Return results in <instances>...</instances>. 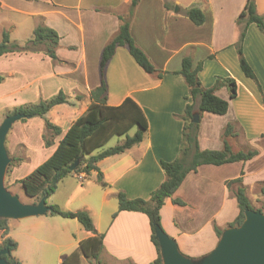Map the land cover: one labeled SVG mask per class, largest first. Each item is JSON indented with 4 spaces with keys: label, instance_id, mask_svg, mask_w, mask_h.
I'll return each mask as SVG.
<instances>
[{
    "label": "crops",
    "instance_id": "0c3cea01",
    "mask_svg": "<svg viewBox=\"0 0 264 264\" xmlns=\"http://www.w3.org/2000/svg\"><path fill=\"white\" fill-rule=\"evenodd\" d=\"M42 2L47 8L37 12L0 1V12L29 16L37 23L41 19L43 25L54 29L60 37L58 61H52L43 53L6 54L0 57V75L6 77L0 88H5L11 78L26 76L19 64L27 57L39 58L42 72H37L31 81L38 85L32 93L35 97H14L12 105L38 103L62 91L68 103L55 106L46 115L47 120L62 129V135L46 147L44 119L37 117L16 122L6 140L10 164L13 163L9 172L7 170V178L13 183L20 181L47 161L65 133L87 111L92 103V91L102 82L100 60L103 49L117 35L122 25L120 18L128 19L135 43L163 73V77L145 73L126 47H118L104 73L107 100L110 106H119L126 98L135 101L148 119V132L139 145L98 163L108 188L97 182L96 172L90 177L85 174L68 176L49 199H55L61 189L71 192L70 202L82 196L80 210L91 215L96 233L105 236L100 255L102 264L110 260L118 264H150L157 258L148 217L143 213L118 212L117 195L124 193L129 199L149 200L166 179L161 162H173L179 157L186 106L194 103V112H198L199 105V99L194 101L190 97L189 88L180 74L183 59L189 57L194 65H202L198 76L203 88H213L219 77L234 79L237 85L235 98H231L227 87L215 92L229 102L227 114L203 113L200 116V149L222 150L226 140L233 152H257L246 162L200 166L196 172L186 176L160 211L164 231L176 241L185 256L199 259L207 255L219 241L215 226L224 231L239 214L234 196L236 185L229 188L228 182L241 177L253 207L250 194L264 186V35L251 24L242 43L243 56L253 69L256 82L242 72L238 52L241 31L237 18L247 0H139L132 15V0ZM256 4L258 13L264 16V0H256ZM192 8L204 12L206 21L203 25L196 26L188 18L187 11ZM7 20L8 26L1 27V38L4 31L11 36L18 27L16 20L11 22L8 17ZM4 97L5 93L0 101ZM16 124H20L17 129L23 136L19 137L20 142H13L11 153L7 141ZM228 125L233 127V134L225 136ZM133 131L135 129L129 134ZM124 140L125 137H120L119 144ZM70 178L77 182L68 181ZM94 186H101L102 192ZM175 199L184 205L175 204ZM33 203H36V198H32ZM47 205L58 206L54 202ZM115 213L117 215L113 218ZM97 215L101 217L100 224L95 220ZM8 226L10 231L9 221ZM93 235L85 230L83 238L77 242V249L81 241ZM7 237L11 238L9 234ZM16 259L21 263L18 257Z\"/></svg>",
    "mask_w": 264,
    "mask_h": 264
},
{
    "label": "trees",
    "instance_id": "16d2710c",
    "mask_svg": "<svg viewBox=\"0 0 264 264\" xmlns=\"http://www.w3.org/2000/svg\"><path fill=\"white\" fill-rule=\"evenodd\" d=\"M138 2L139 0H132L130 15H132ZM165 6L169 8L167 3H165ZM187 16L196 26H201L206 21L204 12L198 8L188 10ZM120 19L122 25L117 35L103 49L100 60L102 82L98 88L92 91V103L89 108L65 133L54 154L26 178L19 181L25 188L27 195L31 198H36V203L43 197L48 200L56 192L60 182L68 176L85 174L86 177H90L93 172H96L97 182L103 188H108L109 184L105 182L103 174L98 167V163L107 157L124 153L134 146L139 145L148 132V119L140 106L131 98H126L119 106L108 105V88L104 79V73L118 47H126L134 61L145 73L157 75L159 78L163 77V73L158 71L146 53L135 43L131 34L129 20L125 18ZM237 24L240 26L241 31L240 41L238 43V52L241 56V70L247 78L257 82L256 75L245 60L242 51V43L249 25H256L264 35V16L258 13L256 0H247L243 11L237 18ZM59 41L60 37L58 33L54 29L43 24L39 25L33 31L32 37L23 44L12 41L10 33L4 31L0 41V57L10 53H43L52 59V61H58L57 49ZM201 69V64L196 66L191 58L186 57L183 59L180 71V74L183 76L189 88L190 97L194 101L199 99L198 112L200 116L203 113L215 115L227 114L229 102L218 97L215 92L222 87H227L231 91V98H235L237 90L235 80L219 77L213 88L205 89L202 87L198 76ZM5 79L6 77L4 75H0V83L4 82ZM67 103V97L61 91L48 100H42L38 103L19 107L15 109L13 113L9 114V116L20 113L27 118L39 117L44 119L45 134L43 138L46 147H50L53 144V139L62 135V129L47 120L46 115L55 106ZM194 111V103L186 106L183 116V139L179 157L173 162H161L166 179L161 186L151 194L150 199H129L124 193H118L117 195L119 205L118 212L127 211L143 213L149 219L152 231L151 241L157 251V258L150 264H163L160 254V245L155 237L154 228L155 226H160L162 228L160 211L166 203V200L172 198L183 184L186 176L191 172H196L198 168L203 165L221 166L235 162H246L257 155L256 151L233 152L226 140H224V148L222 150H201L198 142L199 123H193ZM27 118L21 121H26ZM134 129V134L130 135L129 133ZM231 134H233V127L228 125L225 136ZM115 137H125V140L119 145L104 149ZM78 160L80 161L79 165L74 171H71L70 167ZM12 164L9 165L8 172L11 166H13ZM233 185H236L234 196L237 200L239 214L235 221L229 224V228L240 226L243 223L246 209L256 210L247 196L246 188L242 184V178L240 177L228 182L229 188ZM261 194L264 196V186L261 188ZM173 202L175 204L184 205L179 199H175ZM48 206L51 209L48 215L75 219L82 225L84 230L94 234L92 237L81 241L78 249L63 263L81 264L82 258H85L96 262L95 264H102L100 255L104 249L105 236L96 233L91 215L84 210L71 212L63 211L55 205ZM116 215L117 213L113 215V218H115ZM8 221L7 219L0 218V230H2L5 235L9 234ZM215 232L220 239L223 231L215 226ZM5 248L9 249V253L3 257L11 263L21 264L13 256V252L18 248L17 242L11 238H6L0 246V250Z\"/></svg>",
    "mask_w": 264,
    "mask_h": 264
},
{
    "label": "rangeland",
    "instance_id": "374dc122",
    "mask_svg": "<svg viewBox=\"0 0 264 264\" xmlns=\"http://www.w3.org/2000/svg\"><path fill=\"white\" fill-rule=\"evenodd\" d=\"M5 4H11L18 8L26 11H37L41 12L46 9L47 6L42 2V0H37L36 2H29L27 0H0ZM2 11V10H0ZM11 22L16 20L18 23L17 29L11 32L12 41H17L20 44L25 43L33 35V31L42 25L40 19L39 23L34 21V18L18 14H6L5 12H0V31L1 27L8 26V20ZM36 24V25H35ZM38 24V26H37ZM37 26V27H36ZM4 30H2L3 32ZM1 38V36H0ZM1 40V39H0ZM20 70L25 72L26 76L24 78H11L9 82L5 84V88H0V98L5 93L4 99L0 101V125L3 120L13 113V111L19 107V105H12L14 97L25 96L28 99H32L35 96L32 94L37 90L35 81H33L34 76L42 72V64L39 58L27 57L25 62L19 64ZM45 68V67H44ZM39 91V90H38ZM11 93L10 95H6ZM26 94V95H24ZM34 102V101H31ZM32 104L27 103L25 105ZM24 122V121H22ZM20 124H16L14 132L11 134L10 140L7 141L9 150L13 151V142H20V138L23 136L22 131L18 130ZM200 127V124H199ZM134 132V131H133ZM134 133H131L133 135ZM120 142V137H115L111 142L106 145L104 149L114 147ZM22 148V147H21ZM20 149V146L19 148ZM102 149V150H104ZM22 149H20L21 151ZM23 153V151H21ZM24 155V153L22 154ZM30 165V164H28ZM9 168V167H8ZM26 171L23 170V173ZM68 181H76V179L70 178ZM83 184V183H82ZM5 186L12 194H15L20 198L24 204H31L32 198L25 194L23 187L19 181L13 183L10 179L5 177ZM98 192H102L101 186H94ZM261 189L259 187L250 194V199L254 203L256 210H261L264 213V196L260 193ZM55 199H48L47 203L54 202L58 204V207L63 211H80L81 197H78L74 202L71 200V192L61 189ZM99 198L98 195H95ZM67 202V203H66ZM35 204V203H33ZM69 204V205H68ZM56 206V205H55ZM99 214V213H98ZM98 224L101 222L100 215L95 217ZM10 231L9 237H11L15 242L19 244L18 249L13 252L15 258L21 260L22 264H64L63 262L77 249V242L79 239L83 238L84 228L75 219H66L60 216H50L42 215L38 217H29L21 220H9ZM217 226V225H216ZM163 228V227H162ZM164 230V229H163ZM166 232V231H165ZM167 234V233H166ZM168 235V234H167ZM30 236V238L28 237ZM169 236V235H168ZM8 238L2 230H0V246L3 244L4 240ZM172 238V237H171ZM39 239L41 241H36ZM173 239V238H172ZM79 246V245H78ZM205 256V255H204ZM105 262V261H104ZM96 262L82 258L81 264H95ZM105 264H118L114 263L112 260L105 262ZM127 264V263H125Z\"/></svg>",
    "mask_w": 264,
    "mask_h": 264
},
{
    "label": "water",
    "instance_id": "95a60500",
    "mask_svg": "<svg viewBox=\"0 0 264 264\" xmlns=\"http://www.w3.org/2000/svg\"><path fill=\"white\" fill-rule=\"evenodd\" d=\"M26 118L25 115L17 113L7 116L0 125V218L2 219L21 220L46 215L51 211L46 198H41L35 204H24L5 186L6 173L11 163L6 148L7 136L16 122ZM199 122L200 113L194 112L193 123ZM79 163V160L76 161L70 170L74 171ZM154 233L160 245L163 264H264V213L261 211L246 209L243 223L225 229L216 247L197 260L185 256L176 241L160 226H155ZM8 253V248L0 250V264H17L3 257Z\"/></svg>",
    "mask_w": 264,
    "mask_h": 264
}]
</instances>
